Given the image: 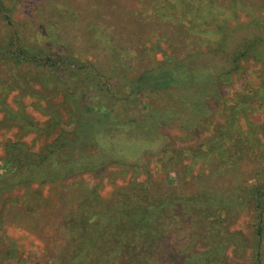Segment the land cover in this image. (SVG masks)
Listing matches in <instances>:
<instances>
[{"label": "rangeland", "instance_id": "1", "mask_svg": "<svg viewBox=\"0 0 264 264\" xmlns=\"http://www.w3.org/2000/svg\"><path fill=\"white\" fill-rule=\"evenodd\" d=\"M5 1L18 28L34 44L63 55L70 69L72 60L90 67L69 71V91L93 78L88 74L96 69L111 89L105 103L117 109L114 118L128 124L114 135L117 144L123 153L137 151L138 156L126 152L127 161L136 164L118 154L102 157L103 169L56 173L53 180L16 186L6 185L12 174L2 176L0 168V264H56L65 248L61 226L69 214L118 205L126 193L136 199L145 191L157 199H192L187 208L168 202L171 212L162 225L172 234L165 239L163 264H187L211 247L203 239L207 228L195 231L198 216L218 222L226 234L215 264H264V197L261 214L254 213L257 193L264 189L263 64L241 60L243 70L233 79L217 88L213 83L207 91L196 89L189 97L206 102L199 111L181 109L164 92L135 88L144 71L163 66L166 53L180 58L189 50L215 48L217 30H224L218 25L235 29V40L253 33L264 37V0ZM9 28L0 12V37ZM173 29H181L183 37L171 34ZM7 65L15 69L5 70ZM15 65L0 62V166L11 155V144L21 143L33 152L46 148L60 131L47 129L52 114L65 117L72 106L60 86L50 84L44 92L40 83L32 86L19 77L25 66ZM96 93L93 89L92 96ZM108 98H115L114 103ZM165 111L171 113L164 122ZM151 113L156 115L148 120ZM204 191H211L210 196ZM198 235L197 247L191 248ZM192 262L202 264L197 256Z\"/></svg>", "mask_w": 264, "mask_h": 264}, {"label": "trees", "instance_id": "2", "mask_svg": "<svg viewBox=\"0 0 264 264\" xmlns=\"http://www.w3.org/2000/svg\"><path fill=\"white\" fill-rule=\"evenodd\" d=\"M0 12L10 27L8 35L0 37V62L14 63L18 67L25 66L27 70L19 77L26 78L28 84L32 86L40 83L44 92L48 91L46 86L50 84L60 86V90H65L68 104L71 102L72 105L65 117L57 113L52 114L47 129L57 128L60 131L42 151L33 152L21 143L10 145L11 155L0 166L2 176L12 174L8 177L6 185L45 182L53 180L56 173L69 175V172L76 171L94 172L103 169L99 168V160L102 157L111 159L115 154L122 156L126 163L136 164L137 162H128L130 160L127 155L131 153V156L137 157L135 153L137 151L128 150L123 153L122 146L117 144V136L114 135L124 131L128 124L126 121L123 123L118 117L114 118L119 114L117 109L105 103L107 98L105 95L111 89L100 75L95 73L96 69L92 68L88 74V77L93 78L77 82L74 89L69 91V71L74 74L86 70L89 66L72 60L71 66L74 63L75 65L70 69L69 60H65L63 55L53 49L34 44L32 37L26 36L18 28L11 15V7L5 0H0ZM251 25L241 24L246 27ZM218 27H223L224 30H217L220 36L213 42L216 44L215 48L208 46L205 51L189 50L180 58L166 53L163 66L158 70L153 68L144 71L135 88L140 90L147 88L153 94L164 92L177 100L182 105L181 109L199 111L206 106V102L192 100L189 97L199 92L196 89L206 88L207 91L213 83L216 88L219 87L243 70L241 60L253 59L264 66L262 35L253 33L251 36H241L235 40V29H230L224 24ZM170 33L183 37L181 29L179 31L173 29ZM207 42L210 44L212 40L209 39ZM13 69L15 68L7 65L5 70ZM131 82L134 84L133 78ZM93 89L97 93L92 96ZM114 99L108 98V101L114 103ZM90 101H93V104L90 105ZM163 113L162 120L165 122L170 119L171 111ZM152 115L156 114H149L147 119L150 120ZM25 119L29 122L27 126H33L31 118ZM204 194L210 196L211 191H204ZM263 197L264 189L257 193L254 209L256 215L262 212ZM169 201L174 204L173 206L187 208L190 205L188 201L192 199H183L181 196L157 199L149 191L134 199L133 193H126L124 200L118 205L109 204L100 210L92 211L90 208L91 210L69 214V218H65L61 226L65 248L54 263L163 264L161 255L167 252L168 247L165 239L172 234L168 226L162 225V218L171 212L168 208ZM214 206L218 209L220 205L216 202ZM205 227L207 230L203 239L208 240L207 244L211 247L207 246L204 251L197 252L193 257L197 256L202 264H215V255L225 248L223 244L227 241L226 234L218 222L196 217L195 231L200 234ZM262 233V227L258 226L256 236L259 241L262 239ZM199 236L193 237L190 241L191 248L197 247ZM176 253L180 251L177 250ZM1 256L5 257L3 254ZM193 257L185 260L186 263L191 264Z\"/></svg>", "mask_w": 264, "mask_h": 264}]
</instances>
